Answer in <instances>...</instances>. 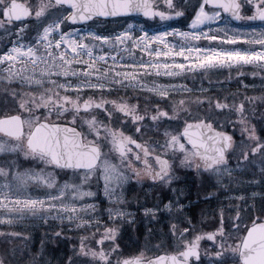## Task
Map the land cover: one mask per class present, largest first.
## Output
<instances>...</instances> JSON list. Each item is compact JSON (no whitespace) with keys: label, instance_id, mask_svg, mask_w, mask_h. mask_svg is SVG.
<instances>
[{"label":"rangeland","instance_id":"374dc122","mask_svg":"<svg viewBox=\"0 0 264 264\" xmlns=\"http://www.w3.org/2000/svg\"><path fill=\"white\" fill-rule=\"evenodd\" d=\"M21 1L34 6L32 16L68 14L65 8L52 0ZM206 10V20L212 24L220 20L218 12ZM202 15L201 12L198 15L200 22ZM245 22L237 26L236 47L219 40V44H209L211 49L205 55L202 53L212 66H204L203 71L192 74L170 71L169 78H164L176 96L170 101L153 104L124 102L111 107L110 104H95L87 111L80 108L81 102L67 101L74 90L68 80L63 77L62 81L61 78L60 81L48 80V77L53 78L50 74L79 73L78 68L73 71L71 55L79 56V50H86L88 46L74 35L79 30L76 29L78 26L61 36V44L57 42L56 46L42 53L11 44L6 56L22 62L13 65L5 62L0 66V98L4 100L0 104V115L10 111L21 113L25 131L19 138L0 134V264H11L8 263L12 262L11 259H8L12 254L17 255L13 261L16 263L21 254L14 250L16 245L12 241L24 238L31 244V233L35 229H41L42 238L52 233V238L57 237L61 241L60 246L70 248L68 258L63 260L68 264H119L121 257L181 250L185 244L197 239L202 250H208L210 245L214 247L213 255L236 256L239 241L248 225L246 202L253 195L234 191L237 186L239 188L238 182L246 168L250 173L252 166L264 167L260 144L255 142L256 134L249 127L252 117L257 118L258 115L264 119V24L246 25ZM52 25L57 24L50 23L42 32L46 41L53 31ZM235 37L227 38L233 40ZM185 78L191 82L184 84L182 80ZM106 110L112 111L109 119L97 117L96 114L102 115ZM124 112H137L141 118L154 120L153 125L159 131L156 143L164 146L162 153L170 156L175 169L173 180L183 174L181 170H189L196 165L193 152L180 136L179 129L185 123L203 120L221 131H225L230 123H236L237 135L232 138L226 157L203 172L206 177L199 186L201 196L209 193L215 197L219 191L226 193L224 197L215 198L218 201L217 213L207 216L204 230L191 232L172 223L168 228L158 227L152 231L139 226L140 216L137 220L130 216L134 212L132 206L138 201L134 195L128 200L123 195L122 186L129 173L127 154L120 152L122 142L115 135L124 122ZM50 118L80 126L85 123L86 140L97 142L100 139L98 133L103 132V143L107 145L102 147L105 149L101 151L100 160L92 169H60L48 158L26 151L24 140L31 126L40 119ZM146 122L140 119L134 125ZM251 183L252 180L244 179V188L250 187ZM171 203L164 207V212L176 218V210L182 204H176L175 200ZM207 209L206 213L209 212ZM155 211V207H151L142 213L149 220ZM209 225H213L212 228ZM209 234L214 236L213 243L207 237ZM5 235L12 236L10 241L5 242ZM130 239L135 243L132 241L134 244L131 243L124 251L121 247ZM46 257L44 254L31 255L28 261L47 262L49 259Z\"/></svg>","mask_w":264,"mask_h":264},{"label":"flooded vegetation","instance_id":"af4514ba","mask_svg":"<svg viewBox=\"0 0 264 264\" xmlns=\"http://www.w3.org/2000/svg\"><path fill=\"white\" fill-rule=\"evenodd\" d=\"M215 1L218 0H149L153 7V15L150 17L133 13L119 15V17H94L85 23H71L67 21L70 10L62 4L57 5L68 11L66 16H49L46 14L44 16H32L31 13L35 12L34 6L26 2L24 3L30 8V15L21 21L11 20L2 14L11 0H0L2 8V15L0 16V66L5 62V64L12 65L15 62L16 64L22 62L18 61L17 58L13 60L6 56L11 44H19L21 48L29 47L36 53H42L48 48L51 49L52 46H56L67 30L78 26L76 29L79 30L74 35L77 38L80 37L79 41L88 46L86 50H79V56L71 55L73 71L78 68L79 73L69 72V75L65 74L64 76L61 73L60 75L50 74L53 78L48 77V80L59 79L60 81V78L61 81L63 78L68 80L69 85L74 88L69 99H67L68 102L77 103L79 101L81 102L80 108L86 111L95 104H110L109 107H111L112 104L124 102L143 104L168 102L176 97L169 89L171 86L167 84L168 80H165L169 78L170 71L192 74L199 72L204 66H212L213 64H208L202 56V53L205 55L211 49L209 44H219V40H222L225 44L236 47L237 39L235 36L239 23L246 21V25L258 23L263 26L264 24V19L258 18L260 13L264 11V0H224V3H228L233 9L234 6H239L238 20H233L232 17L223 13L222 7H214L210 4ZM206 9L218 12L220 20L215 21V24L206 20L205 15H208ZM200 12L203 14L202 18H199V20L202 19L201 22L198 21ZM53 22L57 25L51 26L53 31L46 41L42 37V32ZM170 29H173L172 33L168 31ZM165 31L166 33H164ZM159 35H161L159 40L151 38L152 36L158 38ZM229 36L235 38L229 40L227 38ZM56 49L58 50V47ZM100 56H103V59H99ZM206 58L209 57L206 55ZM51 72L54 73L53 70ZM85 72H87L86 75ZM159 82L162 84L159 85ZM182 82L188 84L191 81L185 78ZM53 83L55 84L54 81ZM2 102L4 100L0 98V104H3ZM83 106L87 108L83 109ZM111 112L106 110L102 115H96L104 120L109 119ZM13 113L21 115L19 112L10 111L3 113L0 117L9 116ZM124 115V122L117 129L115 135L119 136L122 142L119 145L120 152L127 154L126 165L129 173H127V182L125 181L122 186L123 195L127 200L134 195L138 201L137 205L132 206L131 210L134 212L130 216L135 217L133 220H137L136 218L140 216L141 224L139 226L152 231L158 230V227L168 228L172 223H176L179 228L191 232L204 230L207 227L204 223L207 216L217 213L218 201L214 199L215 197L212 198L213 196L211 197L210 194L209 196L205 194L201 196L199 186L201 180L206 177L204 175L205 170L212 169L226 157L228 151L222 157L197 155L185 143L187 148L193 152L196 165L189 170H181L180 173L183 174L179 178L177 177L178 179L173 180L175 169L171 165L170 156L162 153L164 146L156 143L158 140L156 134L159 131L153 125L154 120L148 117L144 118V116L141 118V114L139 115L137 112H124ZM140 119L147 122L134 125L135 121ZM48 121L71 124L67 120L57 121L50 118ZM71 125L77 127L81 132L84 143L97 145L101 154V151L105 149L102 147L107 145L103 143V132L98 133L100 139L97 142L91 139L86 140L84 135L86 124L84 123V126L76 123ZM23 127L25 131V126ZM0 134L3 133L0 132ZM24 148L32 154L40 155L30 151L25 140ZM50 163H52L51 160ZM52 165L60 169L90 170L63 167L54 163ZM200 174L203 175L200 176ZM41 190L45 192L44 188ZM205 198H209V201L212 200V203L202 202ZM173 200L176 204H182V207L176 210L178 216L176 218L164 212V207L170 202L173 203ZM151 207H155L156 211L155 214H150L151 217L148 220L147 215L142 211ZM207 207L209 208L208 213H206ZM170 209L172 208L170 207ZM209 226L212 228L213 225ZM207 237L212 243L215 241L212 234L207 235ZM167 240L171 241L170 239ZM218 247H221L220 243ZM215 251L216 249L211 245L208 250H202L201 242L197 239L185 244L181 250L165 253L175 254L176 260L182 264H242L238 254L236 256L213 255ZM157 254L137 256L140 260H145ZM134 256L121 257L119 264Z\"/></svg>","mask_w":264,"mask_h":264},{"label":"water","instance_id":"95a60500","mask_svg":"<svg viewBox=\"0 0 264 264\" xmlns=\"http://www.w3.org/2000/svg\"><path fill=\"white\" fill-rule=\"evenodd\" d=\"M69 8L68 20L71 23H85L99 17L140 13L153 15V7L149 0H52ZM224 0L210 3L214 7H222L223 13L239 19V6L230 7ZM2 13L5 17L21 21L31 11L21 0H11ZM264 19V11L258 16ZM83 109L87 107L83 106ZM24 123L20 114L13 113L0 117V132L9 137H20L24 133ZM184 142L198 155L222 157L231 147L232 138L225 131L213 128L200 120L187 122L180 129ZM27 148L52 163L73 168L91 169L100 160L99 147L93 143H84L82 134L77 127L63 122H50L41 119L36 122L27 137ZM242 264H264V220L254 221L244 230L237 252ZM171 253H159L145 260L138 256L130 257L121 264H182Z\"/></svg>","mask_w":264,"mask_h":264},{"label":"trees","instance_id":"16d2710c","mask_svg":"<svg viewBox=\"0 0 264 264\" xmlns=\"http://www.w3.org/2000/svg\"><path fill=\"white\" fill-rule=\"evenodd\" d=\"M1 4H0V16H1ZM250 93V92H249ZM251 123H249V127H252L254 129V132L256 134V141L257 143H259V147H260V153H261V158L264 157V119L262 118V116H258L257 118H251ZM236 123H230L229 125L226 126L225 131L228 132V134L231 135V138H233L234 136L237 135L236 133ZM215 128V127H214ZM218 129V128H216ZM248 168L245 169V171ZM258 169V170H257ZM244 171L241 180H239L238 184L240 185L239 188L238 186L236 187L234 192H237L239 194L244 193V194H248V195H253L252 198L248 199L249 201L246 202V204L248 205V210L246 211V221L248 222V224H250L253 221H257V220H264V167L262 168H257V167H251L250 168V173H248V171H246L248 174H246ZM244 179H250L253 181V183H251L250 187H245L243 186V181ZM252 184H254V186L252 187ZM207 194V193H206ZM209 194V193H208ZM207 194V195H208ZM225 192H216L215 193V198H221L225 196ZM255 194V195H254ZM196 195H198L196 193ZM212 197V196H211ZM214 198V197H212ZM214 198V199H215ZM209 198H205V200H203L202 202H207L209 203ZM224 202H221L220 204H223ZM209 211V208L207 209ZM190 218H192V215H190ZM41 229H38L31 233V237H32V243L28 244L27 241H24L25 239L23 238V240L19 241L18 239L12 241V243H15L14 245H16L14 248V250H19V254H21V258H19L16 263L14 264H68L65 261H63L66 257L68 258L69 256V252L71 251L70 248H65L64 246H60L61 241L58 240V238L56 237H51V234H47L45 235L43 238L41 237ZM12 236L11 235H5L3 238L6 241H10V238ZM133 239L128 240L127 242H124L125 245L124 247H121L124 251H127L129 249V246L132 244H134ZM121 242V241H120ZM56 244V245H55ZM68 244V243H67ZM122 244V242H121ZM123 245V244H122ZM69 250V251H68ZM22 251V252H21ZM59 251V252H58ZM61 251V252H60ZM9 253V252H8ZM44 254L46 257V260L49 259L47 262L45 260H43L42 262H33V261H28V257H30L31 255H41ZM128 255V253L126 254ZM8 257H10V254L7 255ZM17 255L16 254H12V257L9 258L8 260L11 259L12 262H8L13 264L14 258H16Z\"/></svg>","mask_w":264,"mask_h":264},{"label":"bare ground","instance_id":"6f19581e","mask_svg":"<svg viewBox=\"0 0 264 264\" xmlns=\"http://www.w3.org/2000/svg\"><path fill=\"white\" fill-rule=\"evenodd\" d=\"M168 31L172 33L173 29H170V30H168ZM164 33H166V31H165ZM151 38H153L154 40H159V39H160L159 37L156 38V37H154V36H152ZM81 48H83V47L81 46ZM99 59H103V56H100Z\"/></svg>","mask_w":264,"mask_h":264}]
</instances>
